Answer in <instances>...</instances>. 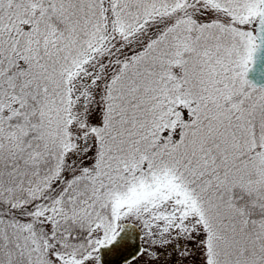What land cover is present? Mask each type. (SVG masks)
I'll use <instances>...</instances> for the list:
<instances>
[{
	"label": "snow or ice",
	"instance_id": "1",
	"mask_svg": "<svg viewBox=\"0 0 264 264\" xmlns=\"http://www.w3.org/2000/svg\"><path fill=\"white\" fill-rule=\"evenodd\" d=\"M0 264H264V0H0Z\"/></svg>",
	"mask_w": 264,
	"mask_h": 264
}]
</instances>
